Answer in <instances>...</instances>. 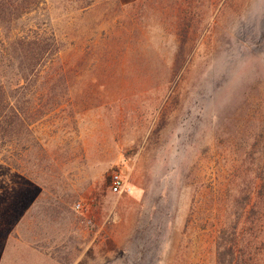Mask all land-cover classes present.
<instances>
[{"label":"rangeland","instance_id":"374dc122","mask_svg":"<svg viewBox=\"0 0 264 264\" xmlns=\"http://www.w3.org/2000/svg\"><path fill=\"white\" fill-rule=\"evenodd\" d=\"M29 1L0 0L18 114L0 264H264V0H42L17 17Z\"/></svg>","mask_w":264,"mask_h":264},{"label":"trees","instance_id":"16d2710c","mask_svg":"<svg viewBox=\"0 0 264 264\" xmlns=\"http://www.w3.org/2000/svg\"><path fill=\"white\" fill-rule=\"evenodd\" d=\"M41 2L42 0L25 2L18 10L17 17L29 13ZM13 99L12 92L8 93L3 87H0V143L3 146L12 143L15 136V124L18 121V114L15 111Z\"/></svg>","mask_w":264,"mask_h":264},{"label":"built area","instance_id":"2783aa9c","mask_svg":"<svg viewBox=\"0 0 264 264\" xmlns=\"http://www.w3.org/2000/svg\"><path fill=\"white\" fill-rule=\"evenodd\" d=\"M129 184L121 173H115L112 177L111 191L114 194H123L130 191ZM80 205L78 208L80 209Z\"/></svg>","mask_w":264,"mask_h":264}]
</instances>
